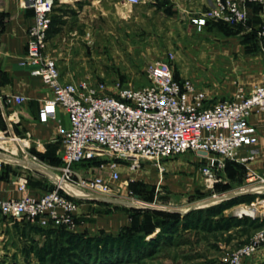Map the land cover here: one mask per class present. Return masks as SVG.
Masks as SVG:
<instances>
[{
  "label": "rangeland",
  "instance_id": "1",
  "mask_svg": "<svg viewBox=\"0 0 264 264\" xmlns=\"http://www.w3.org/2000/svg\"><path fill=\"white\" fill-rule=\"evenodd\" d=\"M143 6L136 10L135 32H130V36L88 38L83 40L84 43L78 39L79 45L73 46L71 51L73 68L61 71V74L69 73L73 80L87 79L93 86L104 83L109 90L116 85L141 87L148 84V65L166 62L179 81L190 80L209 102L230 99L238 86L249 91L260 82L264 75V44L254 37L240 35L239 32L247 31V22L235 26L219 22L231 31V39L228 40L203 33L184 34L174 28L175 19L172 21L154 13L145 14ZM94 46V51L100 49L101 53H82ZM262 123L264 125V121ZM9 143L12 142L9 140ZM6 155L11 156L10 153ZM8 163L7 167H10ZM165 163H170L171 168H166ZM201 166L202 161L189 153L157 162L144 161L135 172L137 180L126 183L134 175L120 163L118 187L106 199L123 204L78 202L75 229L67 232L68 235H79L83 245L91 250L92 256L87 258H81L73 248L75 246L68 244L67 238L51 235V229L41 228L27 220L12 221L0 215V264H54L51 256L47 255L51 253L53 243L59 245L60 252H63L64 262L59 264H224L233 251L264 229V221L235 216L238 206H248L255 198L240 199L233 204L229 202L232 199H225L241 191L264 192V185L259 186V180L247 183L249 172H255L261 179L264 175L249 170L247 165L227 162L224 171L219 174L222 182L209 188L201 174ZM74 169L84 178L107 175L106 171L99 170L97 160L75 165ZM33 172H27L30 179H40L50 188L41 172L38 175V172ZM222 205L228 206L221 214L225 218L244 221L240 228L228 231L225 223L209 222V214H216L217 208ZM193 207L196 209L190 210ZM240 210L246 211L240 208L236 212ZM151 211H178L181 220L191 212L197 213L187 225L198 230L184 231L181 225L172 228L166 217L155 216ZM230 214H234L233 217ZM259 222L263 224L256 228ZM153 226L158 228L147 235ZM161 227H165L167 234L162 236ZM128 235L134 239L145 237V241L153 240L155 243L137 250L132 246L126 251L124 241ZM244 264H264V258L257 260L253 257Z\"/></svg>",
  "mask_w": 264,
  "mask_h": 264
},
{
  "label": "built area",
  "instance_id": "2",
  "mask_svg": "<svg viewBox=\"0 0 264 264\" xmlns=\"http://www.w3.org/2000/svg\"><path fill=\"white\" fill-rule=\"evenodd\" d=\"M143 1L125 0L129 6ZM247 4L264 7V0H213L190 24L197 34L209 22L245 25ZM23 6L32 11L33 20L27 30L25 55L20 64L28 66L30 75L39 78L52 93V98L42 107L39 120L45 123L54 119L55 109L60 107L68 116L70 128L63 134L59 169L39 167L37 170L48 180L50 189L38 198L30 196L26 194L30 176L27 173L15 176V185L22 196L11 200L0 196L2 217L27 220L42 228L74 231L78 202H98V197H109L120 181V163L133 174L144 161L193 154L202 161L201 174L208 187L213 188L222 182L219 174L227 162L248 165L255 159L253 147L258 136L250 117L258 114L264 121V77L249 92L238 87L232 98L212 102L190 80L177 81L166 62L149 64L148 84L141 87L116 85L109 90L104 83L93 86L87 79L65 83L60 80L56 60L46 54L55 0H23ZM257 37L264 44V24ZM12 99L16 103L23 101L20 97H7L5 101L9 103ZM10 141L20 142L15 137ZM242 149H246L244 155L240 154ZM27 159L36 162L35 157ZM92 160H102L98 168L106 171V176H79L75 165ZM21 161L17 160L24 167ZM256 180L259 186L264 185V179L249 172L247 183ZM126 183H134L132 175ZM252 195H256L255 201L238 206L237 209L246 211L238 214L236 209L235 216L264 221V192ZM260 253L264 254V229L233 251L224 264H244Z\"/></svg>",
  "mask_w": 264,
  "mask_h": 264
},
{
  "label": "crops",
  "instance_id": "3",
  "mask_svg": "<svg viewBox=\"0 0 264 264\" xmlns=\"http://www.w3.org/2000/svg\"><path fill=\"white\" fill-rule=\"evenodd\" d=\"M212 2L213 0H144L139 5L129 6L125 0H55L47 34L46 54L56 60L62 82L76 83L80 79L73 80L69 73L62 75L61 71L73 68L71 51L73 46L79 45L78 39L84 43L83 40L88 38L130 36V32H135L136 10L141 5H144L145 14L154 13L172 21L175 19L174 28L184 34L193 35L195 31L190 20L205 12ZM246 12L247 31L239 33L245 38L254 37L260 43L256 34L264 24V7L248 5ZM32 20L33 13L23 6V0H0V196L5 200L18 199L22 196L14 182L18 174L13 170L22 174L28 171L38 172L39 167L59 169L62 164L63 134L70 128L68 116L60 107L55 109L54 119H49L45 123L39 120L42 107L52 98V93L39 78L30 75L28 66L20 64L25 55L27 30ZM202 33L210 37H222L224 40L231 39V31L219 22H209ZM95 48L96 46L86 48L87 51L82 53L89 55L94 52L101 53L100 49L94 51ZM7 97H20L23 101L16 103L12 99L7 103L5 101ZM262 121L258 114L250 117V123L257 130L258 140L253 147L256 157L247 166L250 170L264 175ZM12 137L19 139L20 142L9 143ZM8 145L11 147H3ZM20 150L28 158H36V162L29 161L33 167L19 166L17 160H23ZM6 153H10L11 156L8 157ZM245 153L246 149L240 151L242 155ZM8 162L11 164L10 167H7ZM164 165L171 168L170 163ZM133 175L136 181L135 173ZM29 182L26 194L30 196L38 198L50 189L40 179H30ZM251 192L248 191L246 195L253 194ZM256 258L261 260L264 254L260 253Z\"/></svg>",
  "mask_w": 264,
  "mask_h": 264
},
{
  "label": "trees",
  "instance_id": "4",
  "mask_svg": "<svg viewBox=\"0 0 264 264\" xmlns=\"http://www.w3.org/2000/svg\"><path fill=\"white\" fill-rule=\"evenodd\" d=\"M248 5H255L257 7H262V6L256 5V4H247V6ZM256 37H257V34H256ZM174 77L178 81L176 76H174ZM93 161H95V160H92V161H89V162H86V163H91ZM97 161H98V165H99L100 162H102V160H97ZM229 163L232 164V163H235V162H229ZM82 164H85V163H82ZM249 198L253 199V198H256V196L255 195H245L244 197H239V198H236V199H232L229 202L233 204L234 202H238L240 199H244L245 200V199H249ZM240 203H243V202H240ZM228 204L229 203H227V205ZM226 209H228V206H226V205H222V206L218 207L216 214H212V213L209 214V222L216 223L218 225H219L220 222L221 223H225L226 226H224V227L228 231L230 229H232V228H240V226H242L244 221H240L237 218H225L223 215H221L222 212L224 210H226ZM151 212L155 216L161 215V216L166 217L167 220H168V224H171L170 227H172V228H176V226L181 225L184 231H192V230L195 231V230H198L197 227H193V226L187 225V222L189 220H192L194 218V214H197V213L191 212L188 215L184 216L183 219L181 220V215L178 214V213H163V212H160V211H151ZM242 220H247V218H243ZM255 223H256V221L253 222V224H255ZM261 224H263V223L259 222V224L256 226V228L260 227ZM157 228H158L157 226H153L152 228H150V232L147 235L153 234V232ZM44 229H51V235H56L58 237L67 238L68 239V244H71V245L75 246L73 248L79 252V255H80L81 258H87V257H91L92 256L91 255V250L87 246L83 245L84 241L80 238L79 235H70V234L68 235L67 232H69V231L65 230L64 228H60V227H58V228H44ZM165 231H166L165 227H161L160 232H161L162 236H163L164 233L167 234V232H165ZM128 236L129 237H126V240L124 241L125 246H126V251L127 250H131L132 246H134L133 247L134 250H137V249H140L141 247L142 248H147L152 243H155V241H153V240L152 241H148V242L145 241V237H139V238H135L134 239L130 235H128ZM56 239L57 238L55 237V240ZM121 240H123V239H121ZM78 241H79V243H78ZM72 242H75L76 244H73ZM53 244H54V246H53V248H51V253L47 254V255L51 256V262H53L54 264H59V262H64L63 261V256L61 255V253H63V252H60V251H62L61 247L59 245L56 246L55 243H53ZM49 249H50V247H49ZM98 252H100V251H98ZM106 255H108V254H106ZM65 256H70V255L66 254ZM42 261L43 260H41V262Z\"/></svg>",
  "mask_w": 264,
  "mask_h": 264
},
{
  "label": "water",
  "instance_id": "5",
  "mask_svg": "<svg viewBox=\"0 0 264 264\" xmlns=\"http://www.w3.org/2000/svg\"><path fill=\"white\" fill-rule=\"evenodd\" d=\"M19 149V147H18ZM20 154H21V158L23 159L21 161V165L24 166V167H27V168H31L33 167V165L30 164L29 160L27 159V157L25 156V154L20 150ZM240 196H243V194L241 193H232L231 195L227 196L225 200H229V199H233V198H237V197H240ZM98 199L100 201H103L105 203H113V204H123V202H119V201H112V200H108L104 197H98ZM221 202H223V199L220 200ZM144 208H148V209H152V210H156L155 208L151 207V206H144ZM196 207H193L192 209L190 210H195ZM171 212V211H170ZM174 213H179L178 211H172ZM186 212L182 213V214H185ZM234 214H230L229 216L230 217H233Z\"/></svg>",
  "mask_w": 264,
  "mask_h": 264
},
{
  "label": "bare ground",
  "instance_id": "6",
  "mask_svg": "<svg viewBox=\"0 0 264 264\" xmlns=\"http://www.w3.org/2000/svg\"><path fill=\"white\" fill-rule=\"evenodd\" d=\"M240 193L243 194V195H246V194L248 193V191H241ZM256 193H259V192H256ZM238 210H239V209H238ZM240 211H241V210H240ZM236 213H237V212H236ZM239 213H242V211H241V212H238V214H239Z\"/></svg>",
  "mask_w": 264,
  "mask_h": 264
}]
</instances>
